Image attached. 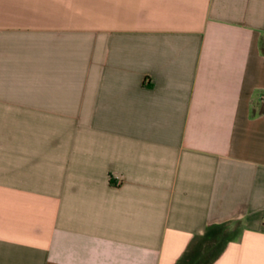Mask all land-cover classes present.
Segmentation results:
<instances>
[{"label": "crops", "instance_id": "1", "mask_svg": "<svg viewBox=\"0 0 264 264\" xmlns=\"http://www.w3.org/2000/svg\"><path fill=\"white\" fill-rule=\"evenodd\" d=\"M262 111L264 0H0V264H264Z\"/></svg>", "mask_w": 264, "mask_h": 264}, {"label": "rangeland", "instance_id": "2", "mask_svg": "<svg viewBox=\"0 0 264 264\" xmlns=\"http://www.w3.org/2000/svg\"><path fill=\"white\" fill-rule=\"evenodd\" d=\"M9 138L15 139V137H17V139H19V130H9Z\"/></svg>", "mask_w": 264, "mask_h": 264}, {"label": "trees", "instance_id": "3", "mask_svg": "<svg viewBox=\"0 0 264 264\" xmlns=\"http://www.w3.org/2000/svg\"><path fill=\"white\" fill-rule=\"evenodd\" d=\"M262 112H264V111H262ZM239 235H240V233H237V234H235L233 237L237 239V238L239 237ZM237 236H238V237H237Z\"/></svg>", "mask_w": 264, "mask_h": 264}]
</instances>
